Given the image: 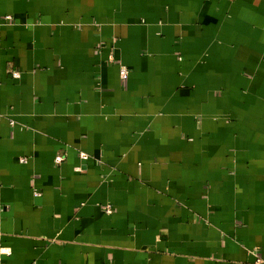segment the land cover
I'll return each instance as SVG.
<instances>
[{
	"label": "crops",
	"instance_id": "obj_1",
	"mask_svg": "<svg viewBox=\"0 0 264 264\" xmlns=\"http://www.w3.org/2000/svg\"><path fill=\"white\" fill-rule=\"evenodd\" d=\"M0 264H264V0H0Z\"/></svg>",
	"mask_w": 264,
	"mask_h": 264
},
{
	"label": "built area",
	"instance_id": "obj_2",
	"mask_svg": "<svg viewBox=\"0 0 264 264\" xmlns=\"http://www.w3.org/2000/svg\"><path fill=\"white\" fill-rule=\"evenodd\" d=\"M10 20H11V17H5V22H7V21L9 22ZM119 74H120V79L122 81H126L129 78V71L125 67H120ZM13 77L14 78H18L19 74L18 73H14ZM87 158L88 157H87V155L85 153H80V159L87 160ZM25 161H26L25 159L21 160L22 163H25ZM63 161H64V157L61 156V155H58L55 158V164H57V165H60ZM106 213H108V214L112 213V207L111 206H107L106 207ZM258 263H260V261H258Z\"/></svg>",
	"mask_w": 264,
	"mask_h": 264
}]
</instances>
